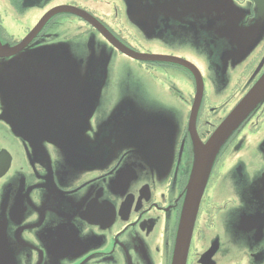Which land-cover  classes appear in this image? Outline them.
Masks as SVG:
<instances>
[{
    "label": "flooded vegetation",
    "instance_id": "1",
    "mask_svg": "<svg viewBox=\"0 0 264 264\" xmlns=\"http://www.w3.org/2000/svg\"><path fill=\"white\" fill-rule=\"evenodd\" d=\"M259 8L0 0V264H172L183 221V264H264V94L184 205L198 147L264 80Z\"/></svg>",
    "mask_w": 264,
    "mask_h": 264
},
{
    "label": "water",
    "instance_id": "2",
    "mask_svg": "<svg viewBox=\"0 0 264 264\" xmlns=\"http://www.w3.org/2000/svg\"><path fill=\"white\" fill-rule=\"evenodd\" d=\"M257 4L260 6L261 13H264V0H256ZM122 51L126 52V49L123 47L118 46ZM0 50H2L0 45ZM264 93V80L258 83V85L254 86L246 95L245 97L237 103V106L232 110L229 116L219 125L213 136H211V139L208 141V147L206 146H200L198 151V158H197V164H196V176L194 178V182L192 186L190 187V193L187 199L185 200V204L187 205V208L190 207V205H196L198 203V199L200 198L202 185L204 183V180L206 178V171L207 167L209 166L210 162L212 161L213 152L222 144V142L225 140L231 130L238 124V122L248 113L252 107L255 105V102H257ZM186 223L183 221L182 226V234H181V240H180V247L179 249V255H177V258L174 259L172 264H183L185 257L183 256L184 251V245L187 243L186 239ZM185 233V236H183ZM183 239V242H182Z\"/></svg>",
    "mask_w": 264,
    "mask_h": 264
}]
</instances>
